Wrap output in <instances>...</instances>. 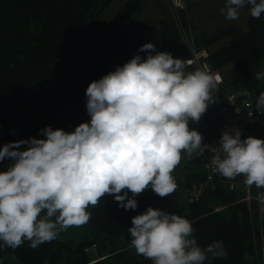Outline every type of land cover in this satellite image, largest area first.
Wrapping results in <instances>:
<instances>
[{
  "label": "trees",
  "instance_id": "1",
  "mask_svg": "<svg viewBox=\"0 0 264 264\" xmlns=\"http://www.w3.org/2000/svg\"><path fill=\"white\" fill-rule=\"evenodd\" d=\"M184 1L185 8L175 13L166 0H0V147L29 137L43 139L45 126L72 132L89 122L85 90L90 82L136 54L146 59L166 51L183 59L184 35L195 49L207 51V63L224 80L212 95L216 102L199 123L188 125L202 135L203 144L218 142L212 124L221 119L219 103L226 90L246 89L255 104L264 92V80L255 78L264 72V14L253 18L246 7L231 21L218 14L226 0H204L203 5L212 7L206 9L197 0L196 6ZM145 43H153L155 51L138 52ZM252 131L264 139V113ZM26 148L21 145L20 150ZM207 158L198 151L191 159L182 153L172 173L177 187L171 195L161 198L149 187L135 197V210L118 207L106 195L94 208L89 206L86 224L68 228L55 240L35 249L28 241L16 249L0 248V264H152L135 252L128 232L132 217L148 207L194 221L193 238L202 249L222 242L226 258L210 264H260L258 234L261 228L264 232V218L258 220L256 211L243 203L233 204L242 192L228 188L242 176H221L199 198L190 194L205 181ZM9 166L0 165V172ZM219 205L228 207L214 212ZM93 245V252L86 251Z\"/></svg>",
  "mask_w": 264,
  "mask_h": 264
},
{
  "label": "clouds",
  "instance_id": "2",
  "mask_svg": "<svg viewBox=\"0 0 264 264\" xmlns=\"http://www.w3.org/2000/svg\"><path fill=\"white\" fill-rule=\"evenodd\" d=\"M246 7L253 18L264 14V0H226L221 11L234 21ZM154 51L153 43L138 49ZM187 68L184 59L166 51L146 59L136 54L89 83V122L72 132L45 126L43 139L29 137L0 147V161H14L0 172V248L16 249L28 241L35 249L51 242L68 228L86 224L89 206L106 195L125 210H135V197L149 187L161 198L171 195L177 187L172 173L182 153L191 159L207 147L202 135L189 129V121L199 123L216 102L212 76ZM255 78L264 80V72ZM256 109L264 110V92ZM21 145L27 148L20 150ZM214 151V172L229 180L242 176L249 189L264 188V139H241V131L233 128L221 134ZM193 223L148 207L131 219L130 244L152 264H210L226 258L220 241L198 246Z\"/></svg>",
  "mask_w": 264,
  "mask_h": 264
},
{
  "label": "built area",
  "instance_id": "3",
  "mask_svg": "<svg viewBox=\"0 0 264 264\" xmlns=\"http://www.w3.org/2000/svg\"><path fill=\"white\" fill-rule=\"evenodd\" d=\"M170 7L175 13L181 11L185 8L184 0H166ZM184 42L187 47V56L183 58L187 64V71L201 70L212 76L216 83V87L212 91V95L215 96L222 87L224 80L219 71L214 70L207 63L208 53L206 50L195 49L192 42L187 38H184ZM219 116L220 121L212 124V127L217 131L218 137L225 131L231 133L233 128L241 131V139L248 136L255 137L252 128L258 123L259 119L264 113V110L257 111L256 104L254 102L253 96L246 89H227L224 95L223 102L219 103ZM250 113H253L250 117ZM220 141V140H219ZM219 141L214 144H208L204 151L199 153L207 154V162L204 166L205 181L197 184L196 187L192 189L190 194L199 198L216 179L221 178V175L214 172L211 167L212 157L215 155V149L219 146ZM243 177L240 181H231L228 184L230 191H241L242 195L237 198L233 204L243 203L249 209H254L256 211V216L258 220L264 218V188H256L252 186L251 189L246 187L243 183ZM227 205H219L213 207L214 212L222 211L227 208ZM260 246L258 250L257 257L260 264H264V232L261 228L259 232ZM95 246L87 249L88 252H93Z\"/></svg>",
  "mask_w": 264,
  "mask_h": 264
},
{
  "label": "rangeland",
  "instance_id": "4",
  "mask_svg": "<svg viewBox=\"0 0 264 264\" xmlns=\"http://www.w3.org/2000/svg\"><path fill=\"white\" fill-rule=\"evenodd\" d=\"M203 1L204 0H197V4H199V8H201V9H206V7H208V8H212V7H209V6H205V5H203ZM205 1H209L208 3L210 4L211 3V1H214V0H205ZM215 1H217V0H215ZM219 1V0H218ZM220 1H222V0H220ZM190 2H192L191 3V5L192 4H194L195 6H196V0H190ZM210 10V9H209ZM213 10H216L215 8H213ZM242 10V9H241ZM240 10V11H241ZM111 12V10H108V12H107V14H109ZM192 12L193 13H195L196 11H195V9H193L192 10ZM207 12V11H206ZM218 14H220L221 16H225L223 13H222V11H219L218 12ZM200 21V20H199ZM201 22V21H200ZM204 23L205 24H208L209 22H208V20L206 19V20H204ZM182 34H184V33H182ZM186 36L184 35V38H185Z\"/></svg>",
  "mask_w": 264,
  "mask_h": 264
},
{
  "label": "water",
  "instance_id": "5",
  "mask_svg": "<svg viewBox=\"0 0 264 264\" xmlns=\"http://www.w3.org/2000/svg\"><path fill=\"white\" fill-rule=\"evenodd\" d=\"M14 161H12L9 158H5L4 160L0 161V164H12Z\"/></svg>",
  "mask_w": 264,
  "mask_h": 264
},
{
  "label": "flooded vegetation",
  "instance_id": "6",
  "mask_svg": "<svg viewBox=\"0 0 264 264\" xmlns=\"http://www.w3.org/2000/svg\"><path fill=\"white\" fill-rule=\"evenodd\" d=\"M0 165H2V164H0ZM11 165V164H10Z\"/></svg>",
  "mask_w": 264,
  "mask_h": 264
}]
</instances>
